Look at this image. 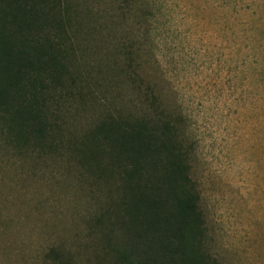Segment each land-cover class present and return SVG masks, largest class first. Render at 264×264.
<instances>
[{
  "label": "rangeland",
  "instance_id": "374dc122",
  "mask_svg": "<svg viewBox=\"0 0 264 264\" xmlns=\"http://www.w3.org/2000/svg\"><path fill=\"white\" fill-rule=\"evenodd\" d=\"M65 2L71 133L153 99L188 152L209 254L264 264V0ZM43 158L0 146V264H44L51 246L83 261L101 248L76 171Z\"/></svg>",
  "mask_w": 264,
  "mask_h": 264
},
{
  "label": "trees",
  "instance_id": "16d2710c",
  "mask_svg": "<svg viewBox=\"0 0 264 264\" xmlns=\"http://www.w3.org/2000/svg\"><path fill=\"white\" fill-rule=\"evenodd\" d=\"M65 1L0 0V146L72 167L101 241L83 261L48 247L43 263L219 264L207 251L188 152L169 113L151 99V110L106 113L71 133L60 111L74 85Z\"/></svg>",
  "mask_w": 264,
  "mask_h": 264
}]
</instances>
